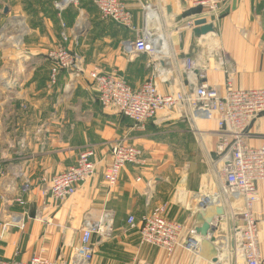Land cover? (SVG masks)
<instances>
[{
	"label": "crops",
	"instance_id": "obj_1",
	"mask_svg": "<svg viewBox=\"0 0 264 264\" xmlns=\"http://www.w3.org/2000/svg\"><path fill=\"white\" fill-rule=\"evenodd\" d=\"M122 1L132 15L131 30L103 19L95 5L86 7V25L84 12L71 23L70 9H64L60 23L55 17L42 23L26 18L22 52L13 49L0 56V82L13 78L12 86L0 89V257L25 261L40 254L59 264H73L81 230L106 211L112 216V230L130 252L129 264H233L232 254L224 258L220 245L212 241L217 263L209 261L205 246L201 245L200 254L181 246L168 254L142 243L139 233L142 217L157 208L163 209L167 219L196 232L208 218L209 206L222 207L224 216L211 218L216 226L209 232L216 241L229 238L232 252L231 227L241 221L231 219V213L242 201L221 198L207 209L198 206L200 196L215 197L222 183L219 166L213 163L221 134L216 122L192 119L190 109L175 106L136 128L116 108L101 106L95 83L85 73L61 69L56 83L50 85L53 63L46 50L55 47L60 36L61 44L69 45L66 48L73 42L87 70L115 73L132 88L160 66L155 84L161 93L186 91L182 61L187 56L219 92L224 90L226 77L237 88H264V0H229L218 18L209 17L214 32L207 35H196L191 25L200 16L196 0ZM147 4L153 9L150 18ZM144 24L164 39L167 58L126 51L125 43ZM21 53L30 61L18 59ZM119 139L141 149V161L125 165L117 183L109 187L103 174L110 164L111 146ZM263 141L264 113L245 136L251 146ZM85 149L93 151L95 174L80 183L74 195L53 199L42 178L74 165ZM256 188L259 200L252 212L257 219V248L264 257V180ZM130 216L134 224L128 223ZM236 263L243 264L240 255ZM84 264L114 262L96 255Z\"/></svg>",
	"mask_w": 264,
	"mask_h": 264
},
{
	"label": "built area",
	"instance_id": "obj_2",
	"mask_svg": "<svg viewBox=\"0 0 264 264\" xmlns=\"http://www.w3.org/2000/svg\"><path fill=\"white\" fill-rule=\"evenodd\" d=\"M74 0H55V10L63 11ZM103 19L131 30L132 15L122 0H92ZM229 0H196L200 8V16L211 23L210 16L218 18L222 8ZM147 18L152 17L150 4L145 6ZM194 26V22L191 21ZM64 40L67 36L61 33ZM129 54L145 53L153 58H167V44L159 33L148 28L146 24L136 30L135 38L125 43ZM47 59L53 64L50 69L49 83L55 84L61 69L73 70L77 56L63 46L48 50ZM183 70L187 77L186 91L161 93L155 84V78L162 70L160 66L137 88L130 87L123 78L115 73H101L92 70L90 78L97 89V99L103 108L114 107L123 116L131 119L136 128H143L145 123L158 112L171 108L190 109L192 119L214 120L221 131L217 145L216 163L221 187L215 197L200 196L198 206L207 209L217 199L242 201L241 207L231 213V219L240 222L231 227L234 247L229 248L226 241L212 239L210 232L203 237L194 230L186 229L181 223L167 219L163 209H154L149 215L142 217L139 229L140 240L144 244L160 248L170 254L178 247L199 253L204 239L219 244L221 255L226 258L232 254V260L240 255L243 264H264V257L259 254L257 219L253 215V205L258 202L259 195L256 183L264 180V141L258 146L245 142V136L252 122L264 113V88H237L230 77L224 81V90L219 92L204 80V70H198L195 60L187 56L183 59ZM159 65V64H158ZM160 69V70H159ZM75 71V70H74ZM93 151H81L74 165L66 170L42 178L53 199L63 200L77 190V186L90 179L96 172V163L92 161ZM141 149L124 139L115 141L110 150L111 161L104 171V181L109 187L117 183L119 173L127 164L140 163ZM217 166V167H218ZM27 185L23 187V191ZM217 196V197H216ZM224 216V214L222 215ZM128 223L134 224V218L128 217ZM214 228L216 223L211 221ZM112 230V216L104 211L101 217L81 230L79 243L73 249V264H84L92 260L94 255L93 238L107 236ZM0 264H59L55 261L33 254L28 260H4Z\"/></svg>",
	"mask_w": 264,
	"mask_h": 264
},
{
	"label": "rangeland",
	"instance_id": "obj_3",
	"mask_svg": "<svg viewBox=\"0 0 264 264\" xmlns=\"http://www.w3.org/2000/svg\"><path fill=\"white\" fill-rule=\"evenodd\" d=\"M89 5H94L92 0H74L71 2L66 8V10L70 9L68 16L71 23L74 19H77V15L79 13L82 14L84 12L82 15V22L86 25V7ZM59 14L60 12L56 11L54 8L53 0H0V56L6 52L9 53L8 51H13V49L18 51L21 50L20 52H22L24 47L23 37L27 31L26 21H28V19L26 18H32L37 21V23H42L43 21H47L48 19L51 20L53 17H55L57 23H60ZM18 38H20V41L17 44L16 42H18ZM59 39L60 36H58V38L54 41L53 46L56 47V45H59L65 48L69 47L68 44L66 46L62 45V41L61 39L59 41ZM72 41L75 40L73 39ZM39 43L45 45V41H40ZM70 43L72 44V47L70 48H74L75 45L73 46V42ZM70 48L67 49L71 50L77 56V62L74 66V69L68 70V72H75L77 74L85 73L90 78L89 73L92 70L86 69L82 57L77 53V49ZM49 49L50 47H47L46 52ZM6 58L10 60L8 56ZM18 59L26 62L30 61V59H26L24 53H21ZM10 80H13V78L10 77L9 79H3L0 82V89L12 86V81ZM172 108L174 107L164 109L160 112L168 111ZM95 236L97 237L93 238V258L97 255L101 259L104 258L109 263L114 262V264H129L131 262V259H129L130 252L124 246L123 239L118 237L113 230L105 237H100L98 235Z\"/></svg>",
	"mask_w": 264,
	"mask_h": 264
},
{
	"label": "water",
	"instance_id": "obj_4",
	"mask_svg": "<svg viewBox=\"0 0 264 264\" xmlns=\"http://www.w3.org/2000/svg\"><path fill=\"white\" fill-rule=\"evenodd\" d=\"M194 26L193 29L194 33L196 35H207L209 33H212L214 31L213 25L211 23H207V20L205 18H197L194 20ZM224 214V209L222 207H214L209 206L208 208V218L202 223L201 227L196 230L199 235L205 237L207 236L209 230L211 229V218L216 216H221ZM202 246L208 248V255L207 258L212 263H217L218 256H217V250L215 246L212 244L211 240L204 239L202 242Z\"/></svg>",
	"mask_w": 264,
	"mask_h": 264
}]
</instances>
